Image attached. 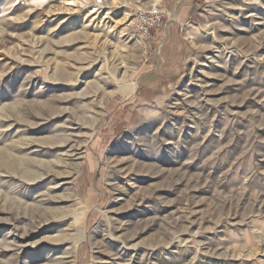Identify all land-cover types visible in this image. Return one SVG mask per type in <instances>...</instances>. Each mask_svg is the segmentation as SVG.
<instances>
[{
	"label": "rangeland",
	"instance_id": "obj_1",
	"mask_svg": "<svg viewBox=\"0 0 264 264\" xmlns=\"http://www.w3.org/2000/svg\"><path fill=\"white\" fill-rule=\"evenodd\" d=\"M196 3L0 0V264H264V0Z\"/></svg>",
	"mask_w": 264,
	"mask_h": 264
},
{
	"label": "built area",
	"instance_id": "obj_2",
	"mask_svg": "<svg viewBox=\"0 0 264 264\" xmlns=\"http://www.w3.org/2000/svg\"><path fill=\"white\" fill-rule=\"evenodd\" d=\"M164 25V15L157 8L148 10L139 9L135 14V29L133 42L142 47H148L155 33H157ZM152 52L147 48L143 55V61L149 63Z\"/></svg>",
	"mask_w": 264,
	"mask_h": 264
},
{
	"label": "crops",
	"instance_id": "obj_3",
	"mask_svg": "<svg viewBox=\"0 0 264 264\" xmlns=\"http://www.w3.org/2000/svg\"><path fill=\"white\" fill-rule=\"evenodd\" d=\"M196 7V0H158L159 10L164 15V18L165 16H168V20H166V23L167 21H170L169 17L171 15L174 16L177 20L189 19L194 14ZM159 31L161 32V29ZM168 31L170 30L168 29ZM162 34L163 33L159 32L155 33L150 41V45L156 37H160L162 36ZM164 57L166 62L168 61L166 58H170L169 54L167 55V53H164ZM162 64H164V61L161 58L157 61V63L155 61L153 63V65L155 66V70H158L159 67L162 66Z\"/></svg>",
	"mask_w": 264,
	"mask_h": 264
},
{
	"label": "bare ground",
	"instance_id": "obj_4",
	"mask_svg": "<svg viewBox=\"0 0 264 264\" xmlns=\"http://www.w3.org/2000/svg\"><path fill=\"white\" fill-rule=\"evenodd\" d=\"M4 157V156H3ZM18 164V163H17ZM19 166V165H18Z\"/></svg>",
	"mask_w": 264,
	"mask_h": 264
}]
</instances>
